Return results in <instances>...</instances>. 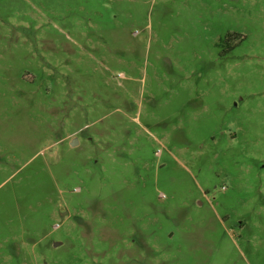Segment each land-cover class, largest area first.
<instances>
[{
    "label": "rangeland",
    "instance_id": "obj_1",
    "mask_svg": "<svg viewBox=\"0 0 264 264\" xmlns=\"http://www.w3.org/2000/svg\"><path fill=\"white\" fill-rule=\"evenodd\" d=\"M0 264H264V0H0Z\"/></svg>",
    "mask_w": 264,
    "mask_h": 264
},
{
    "label": "flooded vegetation",
    "instance_id": "obj_2",
    "mask_svg": "<svg viewBox=\"0 0 264 264\" xmlns=\"http://www.w3.org/2000/svg\"><path fill=\"white\" fill-rule=\"evenodd\" d=\"M221 190H224L225 188H220Z\"/></svg>",
    "mask_w": 264,
    "mask_h": 264
}]
</instances>
